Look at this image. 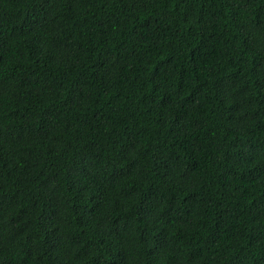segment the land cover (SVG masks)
<instances>
[{"label": "trees", "instance_id": "obj_1", "mask_svg": "<svg viewBox=\"0 0 264 264\" xmlns=\"http://www.w3.org/2000/svg\"><path fill=\"white\" fill-rule=\"evenodd\" d=\"M0 264H264V0H0Z\"/></svg>", "mask_w": 264, "mask_h": 264}]
</instances>
